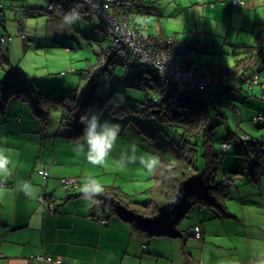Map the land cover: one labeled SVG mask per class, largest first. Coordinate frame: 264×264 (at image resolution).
Wrapping results in <instances>:
<instances>
[{
  "label": "rangeland",
  "instance_id": "374dc122",
  "mask_svg": "<svg viewBox=\"0 0 264 264\" xmlns=\"http://www.w3.org/2000/svg\"><path fill=\"white\" fill-rule=\"evenodd\" d=\"M28 1L38 4L35 5L38 7L30 8ZM47 1L2 0L7 21L6 28L0 22V36L5 35L9 40L0 42L1 50L7 54V59L0 57V76L7 77L8 71H11L13 77L18 75L19 79L24 78L27 81L25 86L28 90L38 83L40 89L48 95L74 96L79 102L89 97L92 92L112 95L111 103H120L134 108L131 114L122 116L113 115L107 109L101 113L102 120L119 124L121 129L111 154L102 164L89 163L85 153L77 155L79 158L83 157L81 166L85 171L89 174L93 172L99 174L94 178L100 183L114 184L117 180L127 189L129 186L134 188L137 192L136 194L135 191L133 192L134 200L135 195L140 199H144L143 196L145 198L149 196L151 192H148V188H151L153 197L161 204L160 210L163 214L165 202L159 192L161 186L158 177H155V170L161 171L165 167L164 158L166 161H172L178 157L180 153L178 145L182 142L181 128L165 121L155 122L150 115H145L143 120H131L132 114L144 111L150 99L156 95L154 89L148 86H137V82H134L135 77L143 73L138 64H133L130 70L120 65L116 68V72L107 73L103 80L91 85L93 73L89 72L88 68L97 63L99 51L109 46V40L98 28L102 25L101 19L88 18L80 13L81 18L68 27L63 23V17H56L48 11L49 2ZM140 1L141 5L134 7L137 22L148 23L152 32L163 30L166 34L174 36L178 45L183 43L194 45L193 48L196 51L194 50L192 56L193 66H198V69L207 72L215 68L220 69L222 66L234 67L236 60L246 55L244 50L247 47L242 46V42L252 44L263 32L264 0H245L248 4L241 6H234L233 0ZM252 67L260 71V82L253 87L240 83L236 79H230L221 84L210 85L208 89L217 91L222 100L220 111L213 109V121L217 124L213 129V138L221 159L217 170L218 178L222 179L223 175L227 174L231 183L229 186L233 187L232 197L227 199L226 204L231 213L234 211L242 213V210H245L248 215L258 213L256 220L259 222V219L264 220V174L261 173V186L252 182L250 184L248 159L241 152L239 139V134L243 131L264 139V125L253 118L255 114L264 112L262 96L264 62ZM63 71L67 73L63 74ZM243 71L249 73L252 70ZM5 81L6 79L2 82ZM116 93L122 96L116 97ZM13 99L10 100L7 109H16L15 101H20L25 104L31 114L36 115L41 128L48 124L51 133L53 131L55 134L60 129L61 133L70 132L65 122L62 125V116L68 113L67 106L64 104L58 102L54 105L48 98L54 106H49V119L44 125L43 119L34 112L28 101L20 98ZM235 106L242 109V114L237 115L234 112ZM226 139L231 143L229 150H224L222 147V142ZM36 144L30 139L21 146L20 138V147L27 146L22 153V168L30 166L32 146ZM70 145L73 149V144ZM133 145L137 149L135 151L137 161L122 166L121 156L123 154L130 156L132 154L130 147ZM0 147L7 149L2 144ZM7 150L11 151V149ZM8 155L11 159H16L15 156H17L12 153ZM140 157L145 161L152 160L156 164L155 169L149 171L140 163ZM199 160L200 166H204V158L199 157ZM38 164L43 166L40 159L36 161L35 167ZM261 169L263 172L264 164ZM235 170L243 171L249 186H242L247 179L241 175H235L234 178L230 176L236 174ZM11 175L8 179H11ZM77 176L84 181L85 177ZM37 183L45 186L47 178H41V181ZM248 193L252 195H247ZM195 211L196 208L193 206L182 217V228L188 227L193 221Z\"/></svg>",
  "mask_w": 264,
  "mask_h": 264
},
{
  "label": "trees",
  "instance_id": "16d2710c",
  "mask_svg": "<svg viewBox=\"0 0 264 264\" xmlns=\"http://www.w3.org/2000/svg\"><path fill=\"white\" fill-rule=\"evenodd\" d=\"M60 2L61 0H50V3H58L56 10L49 9L48 6V11L56 17H63L72 8H78L80 13H83L88 18L99 17L92 16L80 1H72V3ZM138 5L139 1L130 4L128 8L135 22L137 20L134 7H138ZM126 9V5H120L113 7L111 12L116 17L121 18L128 12ZM4 12V5L1 0V17H5ZM57 13H59L58 16L56 15ZM99 18L101 19L102 25L98 28L99 30H105L107 20L102 16ZM137 24L139 25L138 30L141 34L147 37V45L155 47V49L174 50L172 51L175 55V60L180 64L181 69L191 70L195 74L211 73L219 78V80L193 88L183 79H173L171 80V86L168 87L165 84L164 76L158 66L150 62L147 67H143L144 62L135 51H130L126 59L118 57L117 53L110 55L108 51L111 40L105 35L106 30L103 31V34L109 40V46L99 51L97 63L88 68L89 72L93 73L91 85H95L97 81L103 80L107 73L116 72V68L120 65L130 70L133 64H138L143 73L136 76L134 82H137V86H148L154 89L156 95L153 99H150L144 111L133 113L131 120H143L145 115H150L155 122L165 121L168 124L177 125L182 130V142L178 145L180 153L176 160L166 161L165 158L163 159L165 167L158 176V182L161 186L159 192L165 202V211L163 214L160 210L161 204L153 197L151 188H148V192H151L149 196L142 200L138 199L137 201L119 185H103L104 194L98 197L99 202L94 205L93 209L98 214L100 213V217L101 214H104L107 219L108 215H118L122 219L130 222L135 229L145 231L151 236L179 235L186 237L188 231L182 228L181 220L193 206L198 205L200 207L217 209L224 215H230L226 202L231 196L232 187L229 186L231 183H225L226 178H228L227 174H224L222 179L218 178L217 170L219 169L221 159L220 153L215 148L213 138V129L217 125L213 121V109L216 108L220 111L219 107L222 105V100L218 92L209 90L208 86L221 84L230 79H236L238 82L246 83L251 87L260 82V71L254 70L252 66L264 62V27L262 29L263 32L257 36L254 43L247 44L242 42V46L247 47L244 50L246 55L244 58L236 60L234 67L222 66L220 69L215 68L214 70L211 69V72H207L203 69H198V66H193V53L189 55L183 54L185 50L193 48L194 45L184 43L178 45L175 37L166 34L165 31L152 32L151 26L148 23L139 24L137 22ZM0 42H3L1 36ZM0 57L7 59V54L1 50V45ZM101 57H104L105 60L99 64ZM243 70L252 71L245 73ZM253 74L258 75L259 79L256 83L248 81ZM23 79H19L18 75L13 77L11 71H8L6 81L0 82V112L6 111L11 99L20 98L30 103L34 112L43 119L44 125H46L49 119V106H54L59 102L67 106L68 109V113L63 117L65 125L70 131L66 134L68 138L76 139L83 134L84 126L80 123V117L90 108L95 109L99 113L107 109L113 115L117 116L131 114L134 110V108L128 105L111 103L110 99L112 95L103 93L92 92L89 97L79 102L74 96L60 94L48 95L40 89L38 83L35 87H30L31 90L30 88L28 90L25 86L27 81ZM262 96L264 98V91L262 92ZM48 98L51 99L54 105L51 104ZM234 112L240 115L242 109L239 106H235ZM260 113L264 114V112H259L253 118L264 125V122L258 118ZM146 133L148 134V132ZM245 136H249V139ZM239 139L241 152L248 159L250 177L254 181H258L262 173L261 167L264 164L262 162L264 158V139L251 136L245 131L239 134ZM225 142L229 143L230 146L225 148ZM222 147L224 150H229L231 148L230 141L228 139L223 140ZM199 157L204 158V166H200ZM41 167L46 170V174L39 172ZM36 170L41 175L48 176V171L45 166L38 164ZM234 172L236 174L230 175L232 178L235 175H241L243 177V171L235 170ZM64 178H76L79 184L69 189L68 185L66 186L63 182ZM59 180L69 196L81 194L76 193V190L83 183L79 176L65 175L60 177ZM40 194L43 195V200L39 199ZM39 195L38 200L43 204H47L49 211L52 213L58 211L56 195L51 193H39ZM100 217L99 222H101ZM197 226L200 227L199 236L196 235ZM193 234L198 238L202 236L201 226L199 224L195 225ZM35 256L38 255H31L32 258H35ZM53 259L54 261L52 263H56V258Z\"/></svg>",
  "mask_w": 264,
  "mask_h": 264
},
{
  "label": "crops",
  "instance_id": "0c3cea01",
  "mask_svg": "<svg viewBox=\"0 0 264 264\" xmlns=\"http://www.w3.org/2000/svg\"><path fill=\"white\" fill-rule=\"evenodd\" d=\"M27 3L30 8L38 7L33 2ZM6 21L5 18L2 23L5 28ZM4 79L6 75H1L0 82ZM15 102L16 109L8 108L0 113V144L11 149L7 154L17 155L9 166L11 179L0 184V264H264V220L258 222V213L248 215L245 210L231 213L228 205L230 215L195 205L193 221L183 228L188 231L186 237L150 236L118 215H108L106 223L99 222L100 213L95 212L94 205L82 199V194L69 196L59 180L65 175L85 178L99 175L89 174L81 166L83 157L79 158L70 145L76 139L68 138L69 132L61 133V129L51 133L48 124L41 128L36 115L31 114L24 103ZM20 138L21 146L30 139L37 143L32 146L28 168L21 165L27 146L20 147ZM18 147L20 149L16 150ZM38 159L47 168L48 176L37 172ZM161 171L155 170V177ZM44 177L46 185H38ZM22 181H30L39 193L56 195L58 211L52 213L38 198L25 197L17 190V183ZM249 181L261 186L262 174L258 181L251 177ZM101 184H119L127 189L117 180L114 184ZM242 186H249L248 179ZM79 188L77 194L81 193ZM125 191L134 197V188L129 186ZM136 196L137 201L142 200ZM197 224L201 226L200 238L193 234ZM31 255H51L61 258V262L50 263Z\"/></svg>",
  "mask_w": 264,
  "mask_h": 264
},
{
  "label": "built area",
  "instance_id": "2783aa9c",
  "mask_svg": "<svg viewBox=\"0 0 264 264\" xmlns=\"http://www.w3.org/2000/svg\"><path fill=\"white\" fill-rule=\"evenodd\" d=\"M72 1L82 2L89 13L92 16H102L107 20L106 31L100 29L102 32L105 31V35L111 40V45L109 48V54H118V57L126 59L128 57V53L130 51H135L136 54L142 58L144 64L143 67H147L150 62H153L156 66H158L159 70L162 72V75L165 79V84L170 87L171 80L173 79H183L189 83L190 87L204 86L211 81H217L219 78L215 77L213 74H195L191 70H183L181 69L180 64L175 60V55L172 50H164V49H155V47H150L146 44V35L141 34L138 30L139 25L137 22L133 20L132 13H129V5L133 3H137L140 0H61L60 3L68 2L72 3ZM1 3V0H0ZM246 4L245 0H233L234 6H240ZM120 5H126L128 12L123 15L121 18L116 17L111 11L113 7H118ZM58 3H49V9L57 8ZM60 13V12H59ZM59 13L56 15L58 16ZM1 18V15H0ZM146 27V26H145ZM25 36V35H24ZM1 40L3 42L8 41L9 38L5 35L1 36ZM170 40V38H169ZM194 48H190L189 50H185L183 54L189 55L194 53ZM104 57L100 58L99 64L104 61ZM95 68V67H94ZM228 77V76H227ZM258 75L253 74L248 81L252 83H256L258 81ZM164 84V85H165ZM260 121L264 122V114L260 113L258 115ZM249 139V136H245ZM229 143H224V147H229ZM261 154V153H260ZM264 160V158H263ZM40 173L46 174V170L42 167L39 169ZM64 184L69 189H72L74 186H78V182L76 178H64ZM225 183H230V180L226 178ZM39 199L43 200V195H39ZM53 207V206H52ZM51 207V208H52ZM53 210V209H52ZM100 221L102 223H106L108 219L101 214ZM196 235H200V227H196ZM36 259L45 260L48 262H53L54 259L51 255H38L35 256ZM56 263L61 262V258L55 260Z\"/></svg>",
  "mask_w": 264,
  "mask_h": 264
},
{
  "label": "clouds",
  "instance_id": "9594fccd",
  "mask_svg": "<svg viewBox=\"0 0 264 264\" xmlns=\"http://www.w3.org/2000/svg\"><path fill=\"white\" fill-rule=\"evenodd\" d=\"M81 18L78 8H73L63 16V23L70 27ZM116 97H121L122 94L116 93ZM101 113L95 109H88L80 117V123L84 126L83 134L77 137L73 144V151L77 154L85 153L89 163L100 165L111 154L115 143L120 135V125L112 123L108 120L101 119ZM136 147L133 145L132 154H123L120 159V164L135 163L137 157L135 155ZM8 150L0 147V184H2L8 176L12 174L9 167L12 164ZM158 159V158H156ZM140 163L149 171H153L156 164L152 160L145 161L142 157L139 158ZM17 190L23 192L24 196L29 199L38 198L39 192L30 181H22L17 183ZM82 199L90 204H97L98 197L104 194V186L95 178H85L80 186Z\"/></svg>",
  "mask_w": 264,
  "mask_h": 264
},
{
  "label": "water",
  "instance_id": "95a60500",
  "mask_svg": "<svg viewBox=\"0 0 264 264\" xmlns=\"http://www.w3.org/2000/svg\"><path fill=\"white\" fill-rule=\"evenodd\" d=\"M4 20H5V17H2V19H0V22L4 24Z\"/></svg>",
  "mask_w": 264,
  "mask_h": 264
}]
</instances>
